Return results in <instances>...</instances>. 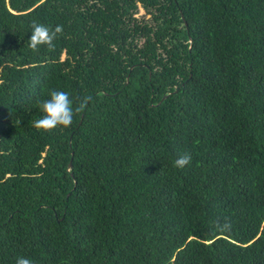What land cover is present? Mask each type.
<instances>
[{"label":"trees","instance_id":"trees-1","mask_svg":"<svg viewBox=\"0 0 264 264\" xmlns=\"http://www.w3.org/2000/svg\"><path fill=\"white\" fill-rule=\"evenodd\" d=\"M0 81V264H264V0H0Z\"/></svg>","mask_w":264,"mask_h":264},{"label":"clouds","instance_id":"clouds-1","mask_svg":"<svg viewBox=\"0 0 264 264\" xmlns=\"http://www.w3.org/2000/svg\"><path fill=\"white\" fill-rule=\"evenodd\" d=\"M32 29L29 38V48L38 51L40 46L54 48L53 41L63 33V26L56 25L54 28L38 23L35 20L30 23ZM2 83V81H0ZM89 102L88 97H84L78 104L70 99L68 92L51 90L49 98L40 102L39 108L43 113L42 117L33 122V127L37 130L50 131L57 127H69L73 122V116L82 113ZM191 162L190 154H182L174 161V166L183 168ZM230 228V224H224L222 230ZM16 264H33L29 257H18Z\"/></svg>","mask_w":264,"mask_h":264},{"label":"rangeland","instance_id":"rangeland-1","mask_svg":"<svg viewBox=\"0 0 264 264\" xmlns=\"http://www.w3.org/2000/svg\"><path fill=\"white\" fill-rule=\"evenodd\" d=\"M174 197H177V195L175 194Z\"/></svg>","mask_w":264,"mask_h":264},{"label":"water","instance_id":"water-1","mask_svg":"<svg viewBox=\"0 0 264 264\" xmlns=\"http://www.w3.org/2000/svg\"><path fill=\"white\" fill-rule=\"evenodd\" d=\"M166 96V95H165ZM71 164L69 163V166H70Z\"/></svg>","mask_w":264,"mask_h":264}]
</instances>
